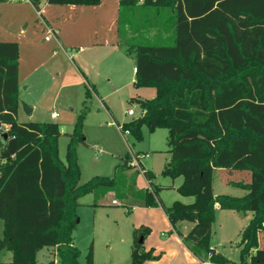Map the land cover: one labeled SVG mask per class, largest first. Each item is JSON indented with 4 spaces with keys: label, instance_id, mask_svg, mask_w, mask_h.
Here are the masks:
<instances>
[{
    "label": "trees",
    "instance_id": "16d2710c",
    "mask_svg": "<svg viewBox=\"0 0 264 264\" xmlns=\"http://www.w3.org/2000/svg\"><path fill=\"white\" fill-rule=\"evenodd\" d=\"M32 3L40 10L43 4L97 5L100 0ZM136 9H166L172 19V40L124 43L133 47L135 55L134 86H152L156 93L151 99L131 98L143 113L117 126L137 141L143 138V126L149 132L166 129L170 157L162 174L181 177L176 190L193 198L162 206L160 187L153 184V173L144 170L151 189L143 193V205H161L172 226L182 220L192 222L186 234H178L202 262L264 264V249L258 247V233L264 230V0H144L141 4L119 0L120 38L125 25L136 31ZM18 58L16 42H0V251L11 253L10 260L0 264H35L43 247H55L58 264H81L80 250L72 241L78 199L110 191L123 197L115 175L132 167L130 156H123L112 177L95 175L79 183L76 148L85 141V111L67 133L63 161L58 123L17 121ZM89 92L86 88L87 96ZM217 168L248 170L249 183H234L246 193L215 195L212 180ZM216 207L252 213L239 233L240 262L210 245ZM149 231L147 226L133 229L129 264L158 258L144 248ZM85 259V264H94L92 243Z\"/></svg>",
    "mask_w": 264,
    "mask_h": 264
},
{
    "label": "rangeland",
    "instance_id": "374dc122",
    "mask_svg": "<svg viewBox=\"0 0 264 264\" xmlns=\"http://www.w3.org/2000/svg\"><path fill=\"white\" fill-rule=\"evenodd\" d=\"M19 14L27 18L28 32H30L31 28L39 29L36 26L40 24L42 16L37 15L35 12L33 13L29 3H22L16 0L0 2L1 27L10 26ZM171 22V15L166 9H136L133 27L136 31L125 25L124 40L129 42V44L138 41L151 44L170 43L172 40ZM157 23L160 27H153L152 24ZM24 25H26L25 22H18L15 27L18 30ZM37 37L39 38V36ZM127 48L129 51L133 50L132 46ZM23 88L24 86L20 89L23 99L20 100L21 109L18 121L50 122L52 121L51 113H57L58 117L55 122L59 124L61 130L58 150L59 157L63 161L65 160L68 142L67 133L72 132L78 116L85 111L82 127L85 141L78 142L76 148L80 168L79 183H84L95 175L112 177L115 167L123 163V156L126 153H130V150L148 153V157L141 160L142 166H132L126 169H119L116 172L117 190L118 193L124 194L123 197H120V195H107L106 193L103 197L88 194L81 199V204L77 209L79 220L72 234V241L80 250L79 262L81 264L86 263V253L91 243L94 264H129L132 242L129 241L131 223L136 221L135 226L139 227V224L137 225V221H139L138 223H144L142 226L145 227L148 225L146 223H148V218L152 214L150 211H138L140 213H136V218L134 219L133 212H131L133 205L143 202L142 195L149 185L143 171L150 170L153 173L152 182L160 187L158 194L165 205L174 200L185 203L193 200L191 196H182L176 190V186L182 181L181 177L172 179L162 174L164 164L170 157L166 140L167 130L159 128L154 132H149L143 126V138L137 141L130 134L117 130L115 125H110L112 119L108 115L105 106L97 100L91 90H89L90 92L87 96L84 87H79L76 92L75 89L70 88L58 89L57 83L44 92H34L33 94H28L23 91ZM144 90H154L151 98L155 96L154 87H136L133 85V87L125 88L118 93L110 95L106 98V102L112 107L119 121L129 120L140 115L138 103L130 97L151 99L147 98V96H142L138 92ZM33 102L36 103L34 112L32 114L26 113L23 110L22 103L31 106L30 103ZM128 109L134 110L133 116L127 115ZM230 174L231 179L243 178L242 174L236 172ZM222 179L223 176L217 170L214 171V193L232 196L241 195H239V188L223 187ZM112 199H116L118 204H112ZM92 202H95V204H91ZM157 236L165 238L159 233L158 235L155 232L151 234L150 230L143 240L144 246L157 244ZM125 237L127 241L125 243L121 242L120 239ZM238 240L239 238L236 237L235 228L232 227L230 219L216 218L212 224L210 240L211 244L219 242L216 250L222 251L232 261L240 262L241 254L240 248L237 246ZM168 249L159 250L157 248L156 253L153 250V254L158 256L155 259L157 261L156 264H193L181 254L176 255L175 258ZM6 252L8 251H0V261L7 259L5 256ZM57 259L58 257L54 254L52 247H43L36 253L35 264H58Z\"/></svg>",
    "mask_w": 264,
    "mask_h": 264
},
{
    "label": "crops",
    "instance_id": "0c3cea01",
    "mask_svg": "<svg viewBox=\"0 0 264 264\" xmlns=\"http://www.w3.org/2000/svg\"><path fill=\"white\" fill-rule=\"evenodd\" d=\"M16 1L29 3L31 11L39 15L32 3L35 0ZM118 12L119 0H100V3L97 5L43 4L41 5L42 20L40 24L36 26L39 27V29L31 28L30 32H28L29 25L26 20L27 18L22 16V14H19L16 20L11 23L12 26H0V42H16L18 44L19 106L17 121L21 109L20 100L23 99L20 91L22 86H24L23 91L28 94H33L34 92H44L57 83L58 89L70 88L75 89L77 92L79 87H84L85 89L88 88L91 90L97 97V100L105 106L108 115L112 119L110 125H115L116 129L120 130L117 123H122L127 120H118V116L106 102V98L125 88L133 87V82L135 80V55L134 52L128 51L127 46L124 45V43H126L124 37L120 38L119 36ZM18 22H25L26 25L17 30L15 25ZM48 28L53 31V36L46 39ZM37 36H39V38ZM138 92L142 96L151 98L154 90ZM130 98L135 97L132 96ZM30 104V114H32L36 108V103L33 102ZM51 120L55 122L56 118H51ZM131 153L139 152L130 150L129 156ZM216 170L223 176V187L231 186L239 188V195H244L246 193L245 189L236 186L234 183H249L250 172L248 170L217 168L214 171ZM234 172L242 174L243 178L231 179L230 173ZM148 188L151 189L150 183ZM103 195L104 194L101 193L98 197H103ZM107 195L116 196V193L110 191ZM83 197L78 199L79 205ZM158 197L162 206H169L173 202L171 201L168 205H165L162 203L159 194ZM91 204H93V202ZM116 204H118V201ZM161 205L147 207L143 205V202H140L131 207L134 219L136 218V213H140L138 211H150L152 214L148 218L149 221L146 223L148 224L146 226L151 230V234L155 232L157 235L159 233L161 236L165 237L160 238L157 236V244L145 245L144 248H150L154 250L155 253L157 252V248L159 250L169 248V252L175 258L176 255L181 254L193 264H204V262L197 259L189 251L178 234V232L186 234L193 223L182 220L177 222L175 226H172ZM251 216L252 213L250 211L239 213L231 209H220L218 207H216L215 212V220L218 217L230 219L232 227L235 228L237 238H239L240 231L248 223ZM135 222L136 221H132L130 226V242L132 241L133 229L138 227L135 226ZM138 222L139 221H137V225L139 224V226L144 224ZM2 228L3 224L0 219V236H2ZM120 241L125 243L127 238H121ZM218 244L219 242L211 244L210 241L211 247L215 250ZM258 247L264 249V232L262 231L258 233ZM53 249L54 254H56L55 247ZM6 253L5 256L7 259H5V261H9L11 253L9 251ZM220 253L224 255L222 251ZM156 262V260H146L143 264H156Z\"/></svg>",
    "mask_w": 264,
    "mask_h": 264
},
{
    "label": "built area",
    "instance_id": "2783aa9c",
    "mask_svg": "<svg viewBox=\"0 0 264 264\" xmlns=\"http://www.w3.org/2000/svg\"><path fill=\"white\" fill-rule=\"evenodd\" d=\"M143 1L144 0H137V3L141 4V3H143ZM37 12L39 13V16H41V9L40 10H37ZM47 30H48L47 31V35H46L45 38L46 39H49V38H51L53 36V31L50 28H48ZM142 113L143 112H141L140 114H142ZM127 114L129 116L134 115V110L133 109H128L127 110ZM57 116H58L57 113H55V112H52L51 113V118L52 119L57 118ZM145 157H148V153H131L130 154V164L132 166H141V160L143 158H145ZM112 203L113 204H116L117 201L116 200H112ZM204 264H215V263H212L210 261H206V262H204ZM226 264H231V263H226Z\"/></svg>",
    "mask_w": 264,
    "mask_h": 264
},
{
    "label": "water",
    "instance_id": "95a60500",
    "mask_svg": "<svg viewBox=\"0 0 264 264\" xmlns=\"http://www.w3.org/2000/svg\"><path fill=\"white\" fill-rule=\"evenodd\" d=\"M22 106H23V110H24L26 113H28V114L31 113V106L26 105V104H24V103H22ZM3 137L5 138V137H6V134H4ZM78 220H79V219H78Z\"/></svg>",
    "mask_w": 264,
    "mask_h": 264
}]
</instances>
